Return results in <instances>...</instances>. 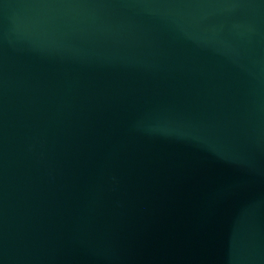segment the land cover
<instances>
[{
    "label": "water",
    "instance_id": "water-1",
    "mask_svg": "<svg viewBox=\"0 0 264 264\" xmlns=\"http://www.w3.org/2000/svg\"><path fill=\"white\" fill-rule=\"evenodd\" d=\"M0 264H264V0H0Z\"/></svg>",
    "mask_w": 264,
    "mask_h": 264
}]
</instances>
